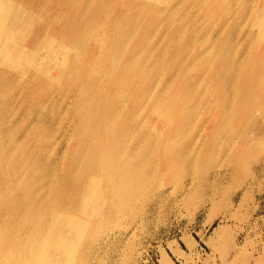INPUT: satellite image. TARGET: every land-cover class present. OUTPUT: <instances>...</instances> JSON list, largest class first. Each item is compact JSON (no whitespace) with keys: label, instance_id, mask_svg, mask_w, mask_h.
Returning a JSON list of instances; mask_svg holds the SVG:
<instances>
[{"label":"rangeland","instance_id":"374dc122","mask_svg":"<svg viewBox=\"0 0 264 264\" xmlns=\"http://www.w3.org/2000/svg\"><path fill=\"white\" fill-rule=\"evenodd\" d=\"M0 107V264H264V0H0Z\"/></svg>","mask_w":264,"mask_h":264},{"label":"bare ground","instance_id":"6f19581e","mask_svg":"<svg viewBox=\"0 0 264 264\" xmlns=\"http://www.w3.org/2000/svg\"><path fill=\"white\" fill-rule=\"evenodd\" d=\"M90 1H92V0H85V3H88ZM85 8H83L80 11H77L78 19L79 18L83 19L85 16L84 13H89V11L84 12ZM118 21H119V19H116L114 22V25L117 27V30H116V33H115L113 39H112V42L116 45V51L112 55V58L115 59L116 61L118 60L117 59V58H119L118 55L120 54V51L123 49V46L125 45L124 43L127 40L126 38L129 35V33H127L126 31L132 26V25H130V27L128 29H121V25L118 23ZM131 31H132V29H131ZM73 33L75 34L74 37H76V35L78 34V30L76 29V31H74ZM75 39H77V37L73 38V40H75ZM73 40L71 42H73ZM111 49H112V47H111ZM141 49H143V46L139 45V49L136 52L130 53L129 56H127L123 60L119 59L121 61V62L119 61L121 64L119 67V71L122 74L130 71L129 69L131 67V63L133 64V62H134V61H131L132 55L135 58V56H134L135 53L138 55L139 53L142 52V51H140ZM147 54H148V56H150V54L148 52H146L145 55H147ZM137 55H136V58H137ZM153 56H155L154 58L157 57V55H154V53H153ZM117 64H118V62H117ZM137 64L138 63L135 62V65H137ZM136 67L138 68L139 66L137 65ZM139 68H141V67H139ZM147 78L151 80L153 77L150 76ZM132 79L136 80V77H134ZM130 82H132L131 79H130ZM128 84H129V81H125V82L123 81V86L128 85ZM91 85L92 84H90V86ZM85 101H87V100H85ZM11 112H12V110L10 107H0V185L2 184L1 187H4V193H6V196H7L6 199H7L8 203L10 204V208L8 207L5 213L9 215V219H10V217L12 218V217L17 216L16 215L17 211L20 209L29 211V215H30L29 221L31 223L32 228H34V233L36 235V234H39L41 229L43 228L42 224H41V206L39 205L38 200L34 199L35 198L33 195L34 190L31 188H28V183H27V187L23 188L21 190V187H20L21 186V177L20 176H21V173H24L23 170H27V172H28V170L30 168H32L31 172L37 173L36 170L37 169L40 170V158L38 156L36 158L31 157L30 160H26V162L23 164L19 163L20 160H18V162H17L15 155H18L20 153L19 151H21V150L19 148H15V146L13 144L15 142H13L12 138H10V136L8 134V131H10L12 129V127L8 125L9 124L8 122L10 120L9 116H10ZM113 114L114 113L111 112V109H109V114L107 115L109 121L106 123V125H108V123L112 122V115ZM56 117H57V114H56ZM88 121H89V119H85L82 122V124L80 125L81 129L89 127V123H87ZM10 135H11V132H10ZM94 136H95V134H93L91 136H87V137L92 138ZM116 138H117V136H113V139L115 142H116ZM37 174L40 175V173H37ZM28 180L29 179L27 178V182H28ZM37 206H40V207H38V209H37ZM5 209H6V207H5Z\"/></svg>","mask_w":264,"mask_h":264}]
</instances>
